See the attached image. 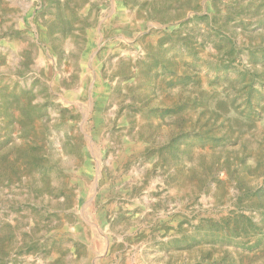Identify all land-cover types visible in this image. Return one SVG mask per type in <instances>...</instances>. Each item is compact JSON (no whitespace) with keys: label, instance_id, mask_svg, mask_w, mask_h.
<instances>
[{"label":"rangeland","instance_id":"rangeland-1","mask_svg":"<svg viewBox=\"0 0 264 264\" xmlns=\"http://www.w3.org/2000/svg\"><path fill=\"white\" fill-rule=\"evenodd\" d=\"M0 264H264V0H0Z\"/></svg>","mask_w":264,"mask_h":264}]
</instances>
